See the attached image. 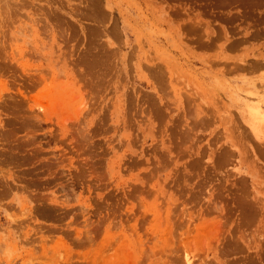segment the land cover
Listing matches in <instances>:
<instances>
[{
	"label": "rangeland",
	"instance_id": "374dc122",
	"mask_svg": "<svg viewBox=\"0 0 264 264\" xmlns=\"http://www.w3.org/2000/svg\"><path fill=\"white\" fill-rule=\"evenodd\" d=\"M261 108L264 0H0V264H264Z\"/></svg>",
	"mask_w": 264,
	"mask_h": 264
},
{
	"label": "bare ground",
	"instance_id": "6f19581e",
	"mask_svg": "<svg viewBox=\"0 0 264 264\" xmlns=\"http://www.w3.org/2000/svg\"><path fill=\"white\" fill-rule=\"evenodd\" d=\"M5 21V20H4ZM262 110H260L258 113L259 114H257V115H253L252 114V116H253V118H259V120H261V123L259 124L260 126L259 127H261V129L264 131V109L263 108H261ZM188 263H190V259H188Z\"/></svg>",
	"mask_w": 264,
	"mask_h": 264
}]
</instances>
